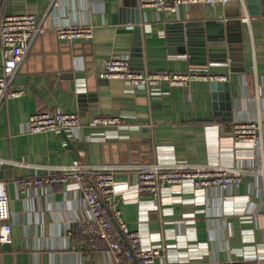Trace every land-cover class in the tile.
<instances>
[{"label": "crops", "instance_id": "obj_1", "mask_svg": "<svg viewBox=\"0 0 264 264\" xmlns=\"http://www.w3.org/2000/svg\"><path fill=\"white\" fill-rule=\"evenodd\" d=\"M26 13L37 16L40 28L11 85L23 93L0 104V179L7 182L12 223L9 246L0 247V264L127 261L124 252L110 251L105 239L74 229L76 221L89 217L79 189L20 186L24 178L75 162L117 168L121 220L131 230L146 225L145 243L161 248L157 264H224L243 258L264 264V172H246L241 186L231 190L216 186L197 193L186 183L160 198L147 193L138 198L134 190L135 167L158 158L264 166L263 0L180 4L167 12H145L139 0H0V16ZM177 21L203 43L178 53L181 44L171 43L167 32V24ZM74 23L92 24L94 36H58L59 26ZM112 56H127L132 66L144 65L141 70L202 67L224 78L184 87L163 84L153 92L123 79L100 78ZM3 58L0 36V73ZM58 109L79 112L85 124L81 134L68 133L74 147L63 131H30L33 112ZM98 115L124 116L132 126L116 135L112 127L89 124ZM252 120L261 126L258 147L237 151L232 126Z\"/></svg>", "mask_w": 264, "mask_h": 264}, {"label": "built area", "instance_id": "obj_2", "mask_svg": "<svg viewBox=\"0 0 264 264\" xmlns=\"http://www.w3.org/2000/svg\"><path fill=\"white\" fill-rule=\"evenodd\" d=\"M228 1L237 0H139V6L145 12L147 10L167 12L176 11L180 4H216ZM39 28L40 21L33 13L0 16V36L4 55L2 72L0 73V104L6 98L21 96L23 93L21 89H11V85L22 64L25 52ZM57 34L60 38L67 40L92 38L94 26L89 23L62 25L57 28ZM99 77L103 80L123 79L132 85H144L153 92L162 90L163 84L170 88L173 86L184 87L194 80L214 81L224 78L219 74L210 73L202 67L190 68L182 72L136 69L131 66L127 56L108 58L99 73ZM82 88H84L83 85ZM29 120L31 132L66 131L72 135H79L85 127L79 112L62 109L35 111ZM89 124L94 127H112L115 129L114 134L116 135L119 134V129L132 126L127 118L118 115H98ZM260 129V122L254 120L239 121L234 124L232 135L237 145V151L255 150L261 138ZM162 153L159 152L158 154L162 155ZM135 168L138 171V178L134 190L136 195H139L138 198L144 193L149 194L151 198H160L163 195L167 197L175 186H183L186 183L191 184L193 191L197 193L216 186L231 190L241 186L243 175L246 172H264V166L257 170L215 164H187L175 159L165 160L161 158L151 163L138 165ZM116 170V167L75 162L70 165L59 166L47 174L24 178L20 181V186L24 189L25 186L30 185L49 187L54 184H63L71 189H79L86 202L89 217L76 221L74 229L81 230L92 239L95 237L105 239L109 243L110 251L116 254L125 253L127 261L121 264H132L131 251L124 249L119 239L115 224V220H117L140 264H157L156 257L161 248L145 243L146 225L141 224L138 229L131 230L127 223L121 220V211L117 208V196L122 188L117 182ZM11 236V205L7 182L0 179V247L10 242ZM224 264L261 263L254 259L243 258L233 259Z\"/></svg>", "mask_w": 264, "mask_h": 264}, {"label": "water", "instance_id": "obj_3", "mask_svg": "<svg viewBox=\"0 0 264 264\" xmlns=\"http://www.w3.org/2000/svg\"><path fill=\"white\" fill-rule=\"evenodd\" d=\"M264 2V0H263ZM135 23H137V26L135 28V31H136V38L139 39L140 38V35H141V32H142V26L140 25V18H136ZM190 30H191V27L188 26V25H185V23H182L180 21H177V22H169L167 24V32H168V38H169V41L173 44H176V43H180L181 44V47L179 48L178 47V53H184L186 50H187V47L188 46H191V45H194V44H200V43H203V41H197L196 38H192L191 36V33H190ZM179 33V34H177ZM139 40H138V43H136V47L134 49L135 53L134 55H138V51L140 50L139 48ZM171 51H175V48H172ZM132 66V64H131ZM133 68H142L144 69V65L140 64V66H137L133 64L132 66ZM218 80H214L213 82H216ZM64 135H65V138L66 140L68 141V143L74 147V144L72 142V139L71 137L69 136L68 132L66 131H63ZM115 224L117 226V228L119 229L120 233H121V236L123 238V240H125L127 242V245H128V248L129 250L131 251L132 253V257H133V260L135 261V263L137 264H140L139 260L137 259L136 257V253L135 251L133 250V248L131 247V244L129 242V240L127 239L126 235L123 233V231L121 230L120 228V224L117 220H115ZM3 246H9L8 244H4Z\"/></svg>", "mask_w": 264, "mask_h": 264}, {"label": "trees", "instance_id": "obj_4", "mask_svg": "<svg viewBox=\"0 0 264 264\" xmlns=\"http://www.w3.org/2000/svg\"><path fill=\"white\" fill-rule=\"evenodd\" d=\"M124 247V246H123ZM124 249H125V247H124Z\"/></svg>", "mask_w": 264, "mask_h": 264}]
</instances>
